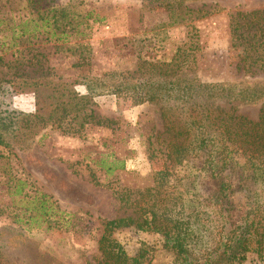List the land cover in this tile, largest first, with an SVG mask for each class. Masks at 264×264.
<instances>
[{"label":"rangeland","instance_id":"rangeland-1","mask_svg":"<svg viewBox=\"0 0 264 264\" xmlns=\"http://www.w3.org/2000/svg\"><path fill=\"white\" fill-rule=\"evenodd\" d=\"M34 7L38 9H29L25 0H0L2 85L18 86L19 79L65 83L83 94L79 85L83 79L107 80L115 74L136 78L143 62H162L163 70L182 55L187 56L185 73L201 82L264 80L261 73L242 74L240 54L230 46L228 29L231 16L263 10L264 0H172L168 5L156 0H39ZM59 8L71 13L72 26H53L50 10ZM52 32H63L65 37L56 40ZM51 87L42 86L37 92L23 88L5 102L17 111L34 113L40 107L46 114ZM90 108L93 119L71 122L73 128L80 126L77 134H61L47 126L27 142L17 143L20 150L14 147L17 144L9 149L0 146V229L26 228L34 251L45 255L43 264H94L102 221L133 216L131 207H120L117 193L133 197L153 186L156 172L180 171L164 156L167 135L160 106L132 105L128 96L103 94L92 98ZM258 108L238 107L236 114L255 120ZM97 120L101 124H95ZM15 188L22 194H13ZM40 194L65 213V227L29 224L34 212L26 209ZM50 214L57 219L53 211ZM113 237L130 257L140 243L152 247L144 264L172 262L159 249V235L123 228ZM0 252L8 264L13 261L6 248ZM244 264L264 261L249 254Z\"/></svg>","mask_w":264,"mask_h":264},{"label":"trees","instance_id":"trees-1","mask_svg":"<svg viewBox=\"0 0 264 264\" xmlns=\"http://www.w3.org/2000/svg\"><path fill=\"white\" fill-rule=\"evenodd\" d=\"M25 1L29 9H38L34 6L39 0ZM50 12L56 29L72 26L71 13L64 8ZM228 29L230 46L240 54L242 74H264V9L236 12L229 18ZM51 36L56 40L65 37L63 32ZM186 60L182 55L179 62L175 59L163 70L162 62H143L136 78L115 74L107 80L83 79L79 84L84 87L83 94L65 83L19 79L18 86L0 84V146L6 149L27 142L47 126L61 134H77L80 126L73 128L71 122L93 119L90 107L95 96L125 95L132 105L160 106L167 135L164 156L180 171L156 172L153 186L133 197L117 193L120 207H131L133 216L102 221L94 264L148 261L153 248L146 244L140 243L132 257L125 253L113 237L123 228L159 235V249L171 258V264H244L249 254L264 261V80L201 82L185 73ZM47 85L52 87L46 114L40 113V107L34 113L17 111L5 102L23 88L33 87L37 92ZM254 105H259L255 120L236 114V108ZM14 147L21 149L18 144ZM118 164L122 168V163ZM111 171L107 169V173ZM21 191L15 188L13 194L21 195ZM33 200L34 206L26 209L34 212L29 224H46L47 229L65 227V213L49 197L40 194ZM51 211L56 220L51 219ZM25 233L22 226L0 229V248H6L13 259L9 264H43L45 255L34 251V242ZM23 247L32 249V254H24ZM0 264H8L1 252Z\"/></svg>","mask_w":264,"mask_h":264}]
</instances>
